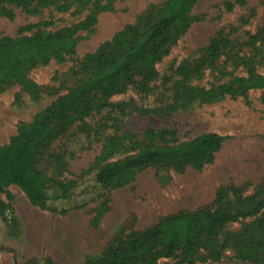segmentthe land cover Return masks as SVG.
<instances>
[{"label":"rangeland","instance_id":"obj_1","mask_svg":"<svg viewBox=\"0 0 264 264\" xmlns=\"http://www.w3.org/2000/svg\"><path fill=\"white\" fill-rule=\"evenodd\" d=\"M166 0H112V9L101 11L95 24L79 32L74 53L50 59L27 72L33 91L14 83L0 92V148L19 131L20 123L43 113L59 97L77 86L86 73L80 62L109 41L125 25L133 24L151 5ZM43 9L40 15L13 8L7 17L0 10V36L16 37L20 27L51 19L47 31L75 23L86 11ZM190 23L168 52L153 64L156 75L145 80L142 73L110 94L90 93L37 142L33 168L44 190L60 193L66 185H92L94 173L103 165L123 160L150 145L190 140L206 132L224 136L211 163L197 170L186 166L148 167L131 178L114 181L108 189H92L71 201H58L50 208L30 202L16 185L0 190V264H96L109 248L122 245L133 232H144L162 218L180 212L209 210L222 205L237 212L253 209L264 198V88L251 89L247 97L224 96L183 107L182 85L226 81L245 75L253 67L264 75V45L248 44L250 35L261 29L264 0H197L190 8ZM24 34H30L25 31ZM264 35V31L262 36ZM228 40L222 53L210 57L214 38ZM200 76L187 75L200 59ZM166 129L163 137L149 136ZM219 193L224 194L218 202ZM9 210L10 217L5 214ZM254 216L239 218L227 227L226 237L243 231ZM251 235L249 225L246 231ZM194 264H253L229 258ZM158 264H187L179 258H162Z\"/></svg>","mask_w":264,"mask_h":264},{"label":"trees","instance_id":"obj_2","mask_svg":"<svg viewBox=\"0 0 264 264\" xmlns=\"http://www.w3.org/2000/svg\"><path fill=\"white\" fill-rule=\"evenodd\" d=\"M196 2L166 0L159 7L151 5L135 23L125 25L97 50L86 53L80 62V70L87 74L84 80L43 113L29 122L20 123L18 134L0 148V190L8 184H16L32 204L64 213L65 209L58 210L50 205L71 201L75 195L88 194L94 188L108 189L110 183L129 179L139 170L171 167L181 171L186 166L199 170L211 163L225 138L214 132L172 144L150 145L123 160L101 166L94 173L91 186L66 185L60 193L46 192L41 176L33 168L38 140L76 103L95 91L110 94L118 89V85L131 83L139 72L145 80L156 75L153 64L187 29L190 23L188 13ZM14 7L34 15H40L43 9L65 12L71 7L73 12L86 11V14L83 19L53 31L45 30L53 21L43 19L20 27L16 37L0 36V92L14 83L33 91L35 84L28 80L27 72L52 58L60 60L72 55L79 32L93 26L101 11L112 9V0H0V10L9 18L13 16ZM25 31L30 34H24ZM263 31L264 21L261 29L249 36L247 43L262 47ZM227 42L224 37L214 38L208 46L209 56L218 57L222 53L221 45ZM205 61L204 58L197 61L188 72L187 80L191 73L200 76ZM229 76L226 81L211 83L208 88L197 84L182 85L185 100L182 106L216 101L227 95L246 98L249 90L264 88V75L253 67L248 68L245 75L230 72ZM261 100L264 102V93ZM168 133L166 129L147 130L152 137H163ZM223 196L219 193L217 201L221 202ZM261 208H264V198L248 210L232 212L219 205L212 210L201 208L162 218L147 231L133 232L122 245L109 248L96 264H158L160 259L170 257H177L179 262L187 264L220 262L228 256L227 250L232 253L229 258L264 264V212L248 222L247 227L250 225L253 232L251 235L245 232L246 227L243 231L232 232L233 236H225L229 225L242 222L237 221L240 217L256 215Z\"/></svg>","mask_w":264,"mask_h":264},{"label":"built area","instance_id":"obj_3","mask_svg":"<svg viewBox=\"0 0 264 264\" xmlns=\"http://www.w3.org/2000/svg\"><path fill=\"white\" fill-rule=\"evenodd\" d=\"M5 214L7 215V217H10V212H9V210H7Z\"/></svg>","mask_w":264,"mask_h":264}]
</instances>
